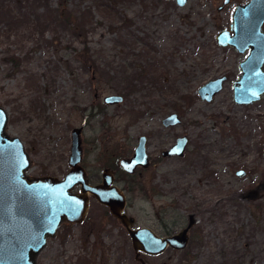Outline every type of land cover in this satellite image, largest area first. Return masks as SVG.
Returning <instances> with one entry per match:
<instances>
[{
  "label": "rangeland",
  "instance_id": "obj_1",
  "mask_svg": "<svg viewBox=\"0 0 264 264\" xmlns=\"http://www.w3.org/2000/svg\"><path fill=\"white\" fill-rule=\"evenodd\" d=\"M24 1L0 0L4 10L13 6L12 14L0 12V106L9 135L30 155L28 175L62 180L71 133L83 128L82 165L90 177L100 181L105 168L123 177L116 164L131 158L144 136L150 167L138 170L126 213L161 236L195 214L202 243H191L186 255L168 249L140 259L264 264V98L251 106L234 102L233 84L248 53L217 42L236 7L250 0H230L222 10L225 0H188L184 7L175 0H69L94 11L85 20L87 35L78 37L67 29L30 32L20 21ZM100 3L112 13L102 17ZM86 49L104 77L87 71ZM222 76V92L203 101L199 89ZM110 95L124 102L105 104ZM174 113L181 124L165 128L163 120ZM180 137L189 139L185 155L163 157ZM256 190L259 197L248 199ZM105 212L93 200L86 223L63 224L37 264H142L123 226L100 218ZM99 219L102 229L93 230Z\"/></svg>",
  "mask_w": 264,
  "mask_h": 264
},
{
  "label": "water",
  "instance_id": "obj_2",
  "mask_svg": "<svg viewBox=\"0 0 264 264\" xmlns=\"http://www.w3.org/2000/svg\"><path fill=\"white\" fill-rule=\"evenodd\" d=\"M171 1V0H164ZM184 7L188 0H175ZM230 4L225 0L222 10ZM218 45L231 47L240 54L248 53L240 63L241 76L233 84V100L241 106L254 105L264 97V0H250L236 7L229 30L217 35ZM227 77L210 81L199 89L205 102L213 99L223 90ZM124 97L110 95L104 98L107 105L121 104ZM180 117L174 113L163 125L166 128L179 125ZM9 116L0 106V264H37L39 254L48 239L58 233L62 224H82L89 210L90 195L107 206L111 214L128 229L136 258L142 264L140 255L160 256L167 249L182 251L188 245V231L161 238L148 228L133 230L134 218L122 215L125 197L117 188H111L112 176L106 172L104 184L91 186L86 171L81 166L83 160L82 128L72 132L69 172L63 180L54 177L35 178L28 175L32 166L30 155L23 142L8 133ZM146 138H139V144L130 160H122V168L133 173L138 166L148 167ZM188 145V138L181 137L163 156L182 157ZM240 177L245 172H238ZM80 186V194L73 190ZM264 189V186H263ZM259 197V190L249 193V199Z\"/></svg>",
  "mask_w": 264,
  "mask_h": 264
},
{
  "label": "trees",
  "instance_id": "obj_3",
  "mask_svg": "<svg viewBox=\"0 0 264 264\" xmlns=\"http://www.w3.org/2000/svg\"><path fill=\"white\" fill-rule=\"evenodd\" d=\"M59 3V4H58ZM57 5L54 6L53 1L51 0H25L23 4H21L19 9L22 10L23 15L21 17V22L27 27L30 32H42L45 29H50V32L56 31H64L67 29L72 32L73 35H87V27L88 23H86V18L94 13V11L90 9H82L76 6H70L69 0H59ZM13 6H7L4 10V7L0 8V12L7 11L10 14L13 12ZM17 7V6H16ZM98 12L100 15H108L110 11V6L107 4H98ZM56 39L57 36H54ZM59 41L53 40V42ZM87 48V47H86ZM82 56H87L85 60L88 65L86 69L88 72L92 73L94 71L101 70V64L93 58L90 52L86 49L82 52ZM14 60H17L14 58ZM101 73V74H99ZM98 74L104 77L103 72H99Z\"/></svg>",
  "mask_w": 264,
  "mask_h": 264
},
{
  "label": "flooded vegetation",
  "instance_id": "obj_4",
  "mask_svg": "<svg viewBox=\"0 0 264 264\" xmlns=\"http://www.w3.org/2000/svg\"><path fill=\"white\" fill-rule=\"evenodd\" d=\"M223 77V76H222ZM220 78V77H219ZM218 79V78H217ZM216 80V79H215ZM227 82V81H226ZM225 85V84H224ZM224 89V88H223ZM222 92V91H221ZM122 96V95H121ZM264 98V97H263ZM214 100V99H213ZM124 102V101H123ZM256 104V103H255ZM118 105H120V104H118ZM114 106V105H113ZM251 106V105H250ZM166 119V118H165ZM164 119V120H165ZM163 120V121H164ZM162 124H163V122H162ZM181 124V123H180ZM164 126V125H163ZM166 128V127H165ZM170 128V127H169ZM83 129V128H82ZM74 130V129H73ZM73 132V131H72ZM82 133H83V130H82ZM72 133H71V140H72ZM82 135L83 134H80V136L82 137ZM142 137H144V136H142ZM139 138H141V137H139ZM139 138H138V144H139ZM146 138V137H145ZM181 138V137H180ZM179 139V138H178ZM177 139V140H178ZM146 140H147V138H146ZM177 140H176V142H177ZM188 143H189V139H188ZM138 144H137V147H138ZM176 144V143H175ZM72 145V144H71ZM188 146V145H187ZM82 147H83V138H82ZM136 147V148H137ZM173 147V146H172ZM171 147V148H172ZM170 148V149H171ZM146 149H147V141H146ZM169 149V150H170ZM186 149H187V147H186ZM135 151H136V149H135ZM166 151H168V150H166ZM166 151H163V152H166ZM163 152H162V156H163ZM185 152H186V150H185ZM185 152H184V155H185ZM70 154H71V150H70ZM134 154H135V152H134ZM134 154H133V156H134ZM146 154H147V150H146ZM148 155V154H147ZM183 155V156H184ZM132 156V157H133ZM182 156V157H183ZM70 157V156H69ZM131 157V158H132ZM163 157H166V156H163ZM172 157H179V156H172ZM83 158H84V148H83ZM131 158H123V159H121L120 161H119V163H117L116 164V168L118 169V171H120L121 172V174H122V176L123 177H120V176H118V177H116V174H115V172L112 170V169H110V168H105L104 169V171H103V173H102V175H101V180L100 181H96V180H94V177H90V175H89V173H88V171L86 170V168L82 165V163H83V160H82V163H81V166L84 168V170L86 171V174H87V177H88V179H89V184L91 185V186H99V185H102V184H104V175L106 174V172H108V173H110L111 174V176H112V184H111V188H117L118 190H119V192L125 197V200H126V203H125V207H124V209H123V211L121 212V214L122 215H126L127 217H129V218H134V217H132V216H130V215H128L127 213H126V209H127V207H128V204H129V202H130V195L134 192V188H133V180H134V178H135V176H136V174H137V172H138V170L139 169H148L149 167H150V158H149V156H148V159H149V166L148 167H143V166H138L136 169H135V171L133 172V173H128V172H126L123 168H122V166H121V161L122 160H124V159H126V160H130ZM167 158H170V157H167ZM69 161V160H68ZM68 166H69V164H68ZM69 170H70V166H69ZM69 172V171H68ZM241 172V171H240ZM238 175V174H237ZM239 176V175H238ZM240 177V176H239ZM243 177V176H242ZM64 179V178H63ZM62 179V180H63ZM61 180V179H60ZM263 186H264V184L263 185H261V187L263 188ZM141 190L144 192V193H147L148 191H146L145 190V188H143V187H141ZM264 190V189H263ZM81 191H82V188L80 187V186H77L74 190H73V193L74 194H80L81 193ZM248 199H249V195H248V197H247ZM96 201L100 206H102V207H104L105 209H106V212L104 213V216H102V217H100L102 220H103V218H107V222H108V219L109 218H111V219H115V220H117L122 226H123V228L126 230V232L128 233V229L121 223V221L120 220H118L116 217H114L112 214H111V212H110V210H109V208L107 207V206H105L104 204H101L99 201H97V199H95L94 197H92L91 195H90V203H89V210H88V212H87V217H86V219H85V221L82 223V224H84V223H86V221L88 220V216H89V212H90V209H91V203H92V201ZM101 219H99L98 221H97V223L95 222L91 227H92V229L94 230L95 228H98L99 230H101L102 228H100L101 227V225H99L100 223H101ZM135 219V224L133 225V226H130L133 230H136V229H140V228H148V227H137V219L136 218H134ZM197 223H198V220H197V218H196V216H195V214H189L188 215V223L187 224H185V222H184V220H182L181 221V223H180V225H179V227H177L176 229H174V228H166V233H165V235L164 236H161V235H159L157 232H155L153 229H151V228H148V229H150L151 231H153L156 235H158L159 237H161V238H166V237H169V236H173V235H175V234H178V233H180V232H182L183 230H185V229H187L188 227H191L190 229H189V231H188V239H189V241H188V245H187V247H186V249L185 250H182V251H178V250H173V249H171V250H173V251H175V252H179V253H182V254H184V255H186L187 254V250H188V248L190 247V244L191 243H194V245H195V247L196 248H199L200 246H201V243H202V231L201 230H197ZM64 224H67V223H64ZM82 224H69V225H82ZM63 225V224H62ZM61 228V227H60ZM129 234V233H128ZM132 246H133V244H132ZM133 249H134V246H133ZM168 250V249H167ZM166 250V251H167ZM134 251H135V249H134ZM165 251V252H166ZM136 252V251H135ZM164 252V253H165ZM163 253V254H164ZM163 254H161V255H163ZM141 255H144V254H141ZM140 255V256H141ZM160 255V256H161ZM147 256V255H146ZM150 257H158V256H150ZM141 258V257H140Z\"/></svg>",
  "mask_w": 264,
  "mask_h": 264
},
{
  "label": "bare ground",
  "instance_id": "obj_5",
  "mask_svg": "<svg viewBox=\"0 0 264 264\" xmlns=\"http://www.w3.org/2000/svg\"><path fill=\"white\" fill-rule=\"evenodd\" d=\"M249 194V193H248Z\"/></svg>",
  "mask_w": 264,
  "mask_h": 264
}]
</instances>
